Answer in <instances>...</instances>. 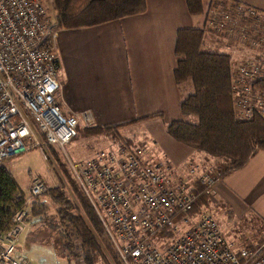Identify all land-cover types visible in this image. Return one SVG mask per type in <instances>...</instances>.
<instances>
[{
	"label": "built area",
	"instance_id": "obj_1",
	"mask_svg": "<svg viewBox=\"0 0 264 264\" xmlns=\"http://www.w3.org/2000/svg\"><path fill=\"white\" fill-rule=\"evenodd\" d=\"M47 10L42 0H0V163L32 146L64 150L81 126L94 124L90 112L64 113L58 103L59 57L47 38ZM205 22L252 51L235 66L234 108L242 119H264V90L253 83L264 76V11L220 2L206 8ZM146 153L141 144L119 143L67 159L120 264H264V242L238 247L211 209L188 213L197 184L211 193L221 170L195 154L187 176L176 179L169 164L147 160ZM48 187L33 176L22 206L0 223V264H30L20 238L31 201ZM83 258L78 264H87Z\"/></svg>",
	"mask_w": 264,
	"mask_h": 264
},
{
	"label": "crops",
	"instance_id": "obj_2",
	"mask_svg": "<svg viewBox=\"0 0 264 264\" xmlns=\"http://www.w3.org/2000/svg\"><path fill=\"white\" fill-rule=\"evenodd\" d=\"M146 2L142 12L87 26L59 27L54 15L55 22H52L47 38L54 42L59 57L57 100L64 113L90 112L96 125L138 119L128 125L140 127L143 136L150 142L147 145L145 142L137 143L147 149L146 159L169 164L168 173L181 179L187 176V168L195 154H207L197 152L195 147L175 139L166 131L168 120L189 117L181 111L180 104L183 97L193 90L190 81L177 82L175 78L177 29L204 25L202 46L212 50L220 46L228 47L236 65L240 57L252 51L207 27L206 12L191 13L186 0ZM240 2L264 11V0ZM234 48L238 49L239 58L232 54ZM155 112L162 115L146 118ZM135 135L132 132L130 137H126ZM138 135L141 137V134ZM98 148L95 147V150ZM87 152L84 158L95 153L89 147ZM249 158L245 165L222 177L210 194L214 202H220L218 206L228 212L232 208L243 213L242 216L248 215V219L257 222L256 230L260 228L263 231L264 150H257ZM220 226L235 245L248 246L238 245L224 225ZM29 235L30 232L24 239Z\"/></svg>",
	"mask_w": 264,
	"mask_h": 264
},
{
	"label": "trees",
	"instance_id": "obj_3",
	"mask_svg": "<svg viewBox=\"0 0 264 264\" xmlns=\"http://www.w3.org/2000/svg\"><path fill=\"white\" fill-rule=\"evenodd\" d=\"M186 1L187 8L193 14L204 13L207 7L216 6L220 2L233 6L244 4L240 0ZM52 3L57 25L66 28L117 19L126 14L142 12L147 6L146 0H52ZM176 36V81L188 80L193 85L192 92L183 97L181 111L189 117L194 113L196 120L191 121L189 117L168 120L165 123L166 131L175 139L195 147L197 152L214 157L212 168L221 170L225 176L245 165L254 152L264 150V119L256 114L247 119L238 116L234 108L236 97L232 80L236 64H233L228 50H212L202 46L205 37L204 25L177 29ZM253 83L264 90V76ZM161 115L162 113L155 112L146 118ZM137 120L81 126L78 134L80 131L88 135L95 133L111 137L118 144L130 145L134 143L133 138L121 135L119 128ZM61 169L75 193L76 200L68 195L65 188L49 186L46 193L57 203L55 213L51 215L48 212L49 206L44 199L36 198L30 203L29 214L39 215L45 228L58 233L62 240L60 249L64 254L77 258L84 254V261L92 264L99 258L107 257L95 236L94 228H101L98 216L77 179L72 176L71 168L65 164ZM17 186L10 170L0 164V223L22 206L25 194L20 190L15 192L18 190ZM219 203L213 201V196L205 192L202 184H197L196 199L188 213L196 216L205 208H215ZM260 242H264V236L258 239L257 244Z\"/></svg>",
	"mask_w": 264,
	"mask_h": 264
},
{
	"label": "rangeland",
	"instance_id": "obj_4",
	"mask_svg": "<svg viewBox=\"0 0 264 264\" xmlns=\"http://www.w3.org/2000/svg\"><path fill=\"white\" fill-rule=\"evenodd\" d=\"M43 4H45L47 10L48 17V35L51 32L52 22H55V7L52 3V0H43ZM54 17V18H53ZM229 39L230 42L235 43L234 38L227 34L224 36ZM217 50L231 51L228 47L220 46L219 48L215 47ZM233 50H237L234 48ZM233 54L239 58L238 53L235 51ZM240 59V58H239ZM236 63L235 61L233 64ZM189 120L195 121L196 115L191 114ZM120 134L126 136H131V133L134 132L135 137L133 138L135 143H150L143 136L142 130L140 127H136L134 125H127L120 129ZM141 134V137L138 135ZM102 137V139H101ZM100 138V139H97ZM115 141L111 137L95 135L92 134H84L80 131V134L72 141H70L66 146H64V150L59 147L58 144L49 145L47 148H43L42 146H35L25 152H20L13 157H8L7 160L2 161L0 164L4 165L5 168L9 169L11 175L16 180L18 186V190L15 192L22 191L25 196L29 194V188L31 185L32 177L37 176L43 179H47L48 186H57L63 187L67 190L68 195L75 199V193L72 188L69 186V182L66 178H64L61 171V167L63 165H68V156H71V159H79L89 152H87V147L90 149H94L95 147H107L114 146ZM92 151V150H91ZM204 162L207 160L209 164H214V157H210L207 155H201ZM65 163V164H64ZM69 168V165H68ZM40 199H44L45 203H48L49 209L48 212L53 215L55 213V209L57 208V203L53 202L50 198V195L43 194ZM210 209V208H209ZM211 211L214 214V217L220 224L224 225L227 229V233L234 238V241L238 245H251L258 241L260 235L264 236V230L261 231L260 228L256 230L258 227L257 222L252 221L247 216H242L243 213L240 214L238 210H234L230 208L229 212L226 208L222 206H218L214 210ZM29 221L26 225V230L23 232L21 238H24L28 232H30V237H27L25 240L29 246L24 247V254L28 257V261L30 264H78L79 258L72 256L69 257L60 249L61 246V238L57 232L50 230L49 228H45V225L40 222L39 215H31L29 214ZM94 226V224H93ZM95 230L98 231L96 233V238L99 239L100 245L103 250L106 252L107 257L102 258L95 261L92 264H120L117 261L115 252L111 249L109 242L104 238L101 234L102 228L95 227ZM32 234V235H31ZM237 239V240H236ZM77 258V259H76Z\"/></svg>",
	"mask_w": 264,
	"mask_h": 264
},
{
	"label": "flooded vegetation",
	"instance_id": "obj_5",
	"mask_svg": "<svg viewBox=\"0 0 264 264\" xmlns=\"http://www.w3.org/2000/svg\"><path fill=\"white\" fill-rule=\"evenodd\" d=\"M22 242H23V247H28L29 245H28V243L25 241V239L24 238H22ZM24 249V248H23Z\"/></svg>",
	"mask_w": 264,
	"mask_h": 264
}]
</instances>
